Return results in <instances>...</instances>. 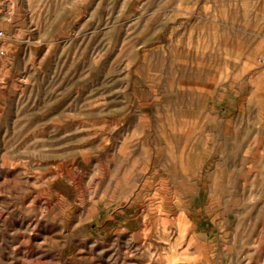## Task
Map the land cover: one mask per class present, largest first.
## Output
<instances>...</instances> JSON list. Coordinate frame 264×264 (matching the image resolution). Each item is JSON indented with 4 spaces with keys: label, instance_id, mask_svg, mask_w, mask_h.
<instances>
[{
    "label": "rangeland",
    "instance_id": "rangeland-1",
    "mask_svg": "<svg viewBox=\"0 0 264 264\" xmlns=\"http://www.w3.org/2000/svg\"><path fill=\"white\" fill-rule=\"evenodd\" d=\"M2 7L0 264H264V0Z\"/></svg>",
    "mask_w": 264,
    "mask_h": 264
},
{
    "label": "crops",
    "instance_id": "crops-1",
    "mask_svg": "<svg viewBox=\"0 0 264 264\" xmlns=\"http://www.w3.org/2000/svg\"><path fill=\"white\" fill-rule=\"evenodd\" d=\"M2 12H3L2 0H0V23H2L4 26L8 27V26H10L11 22L9 19H5L2 16Z\"/></svg>",
    "mask_w": 264,
    "mask_h": 264
},
{
    "label": "built area",
    "instance_id": "built-area-1",
    "mask_svg": "<svg viewBox=\"0 0 264 264\" xmlns=\"http://www.w3.org/2000/svg\"><path fill=\"white\" fill-rule=\"evenodd\" d=\"M5 35H6L5 30H4V28L0 25V41H1L2 39L5 38ZM2 53H3V51H2ZM262 60H264V56L262 57Z\"/></svg>",
    "mask_w": 264,
    "mask_h": 264
}]
</instances>
